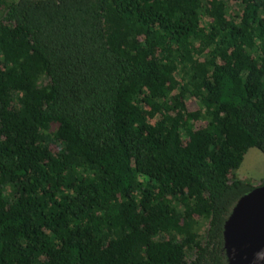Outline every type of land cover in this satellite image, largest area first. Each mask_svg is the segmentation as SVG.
Listing matches in <instances>:
<instances>
[{
	"label": "trees",
	"instance_id": "obj_1",
	"mask_svg": "<svg viewBox=\"0 0 264 264\" xmlns=\"http://www.w3.org/2000/svg\"><path fill=\"white\" fill-rule=\"evenodd\" d=\"M252 147L264 0H0V264H228Z\"/></svg>",
	"mask_w": 264,
	"mask_h": 264
},
{
	"label": "water",
	"instance_id": "obj_2",
	"mask_svg": "<svg viewBox=\"0 0 264 264\" xmlns=\"http://www.w3.org/2000/svg\"><path fill=\"white\" fill-rule=\"evenodd\" d=\"M223 235L228 264H264V184L237 199Z\"/></svg>",
	"mask_w": 264,
	"mask_h": 264
},
{
	"label": "rangeland",
	"instance_id": "obj_3",
	"mask_svg": "<svg viewBox=\"0 0 264 264\" xmlns=\"http://www.w3.org/2000/svg\"><path fill=\"white\" fill-rule=\"evenodd\" d=\"M236 172L239 177L251 181L256 186L260 185L264 180V153L252 147Z\"/></svg>",
	"mask_w": 264,
	"mask_h": 264
}]
</instances>
